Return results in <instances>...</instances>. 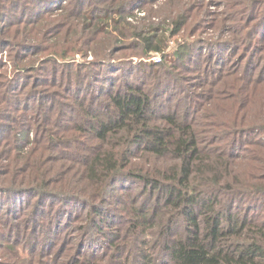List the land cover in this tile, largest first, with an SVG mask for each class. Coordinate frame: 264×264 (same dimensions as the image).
<instances>
[{"label":"trees","instance_id":"16d2710c","mask_svg":"<svg viewBox=\"0 0 264 264\" xmlns=\"http://www.w3.org/2000/svg\"><path fill=\"white\" fill-rule=\"evenodd\" d=\"M53 1L7 16L12 0H0V264H264V0L229 2L228 55L195 62L203 78L173 109L131 69L107 66L85 89L74 60L115 59L145 0ZM134 33V49L162 53L171 70L150 72L183 81L195 46L168 62L163 27ZM40 55L51 56L45 75L31 79ZM82 211L67 252L57 240Z\"/></svg>","mask_w":264,"mask_h":264},{"label":"rangeland","instance_id":"374dc122","mask_svg":"<svg viewBox=\"0 0 264 264\" xmlns=\"http://www.w3.org/2000/svg\"><path fill=\"white\" fill-rule=\"evenodd\" d=\"M35 1L36 0H12L11 3L5 4L8 7L6 8V11L3 10L4 13L1 14L12 16L14 12L19 13L22 10L31 9ZM145 1L146 4L143 6V10H135L134 15L131 16L128 20L129 24H127V26H130V30H132L133 32L130 31L127 34V37H123L122 39H119L117 41L116 52L114 53L116 54L115 59H113L111 62H108V64H105L104 66H102L104 63H100L101 67L99 68L89 65L90 62H94L96 60L93 55L83 57L80 54H76V59L74 60L79 63H84L83 65L86 64L85 67L81 69L82 77H84L85 79V84L83 87L85 89H95V86H90L87 83L89 81H93V79L95 78L94 76L99 75V71H108L107 66L113 65L114 70H116V74L120 76H126V72L131 69V72H133L134 81L141 82L144 79L148 83L150 89L155 92L156 105L161 104L164 108L167 107L173 109V100H182L186 98L196 88L194 87V85L199 83L203 78L204 74L202 75L193 71L195 62L203 63L204 60H210L211 66L216 67L217 56L224 54L226 56L228 55L230 49H225L224 51L223 49H221L222 46L219 44H221L222 40L229 41V39L233 38L234 33L230 29V27H232L233 25L232 23H228L226 21V17L231 15V11L229 10L228 6L229 2L235 3L240 0ZM60 4L61 3L56 0L50 3H46V6L47 8L55 9L56 7L60 6ZM61 14L62 13H59L57 11L54 15V18H58ZM177 20L181 23L178 29L176 25ZM1 26L2 23H0V27ZM150 26L161 28L163 27V45L166 46L164 54L168 55V62L174 58L173 53L177 48H180V46L191 45L192 47H196V55H194V60L186 61L184 62V65L181 66L179 72L180 76L183 78V81L180 80V83L178 85H175V83L173 82L174 79H171V77H167V75H162V77L160 75L159 78L156 76V74L150 72V70L153 69V66L150 65L151 63L158 65V68H160L161 70H165L167 72L171 71H168L163 67L162 60L164 57L162 53H148L144 45H142L144 47L137 50H135L133 47L134 44H136V39L131 38V36L135 34L134 32H139L140 30L147 29ZM88 38L90 37H84V39ZM90 42H93L95 44L94 46L96 47H98L97 45H104V39L102 37H91ZM71 46H74L73 39L71 41ZM120 46L123 47L122 51L118 49L120 48ZM198 54H201L203 58L202 56L201 58H199ZM242 54L244 55V52L233 59L234 64L239 61ZM209 55H212L213 58H210ZM50 57L51 56L49 55H40L33 59L31 66L35 65V67L33 73L31 74V79H34L36 77H43L45 75V73L41 72L46 66V64L43 63V60L50 59ZM7 59L8 57L6 53H0V61L4 62ZM65 63L66 62L63 60L60 61V64L62 65ZM140 64L144 66L147 65V71H143L138 68ZM51 66L52 65H49V68H51ZM157 69L155 68V70ZM119 192L120 191H117L116 193L118 194ZM124 197H126V194L124 195ZM110 208H118L119 210L125 209L123 205L117 203H115L114 205L112 204ZM81 213L82 220L72 225H65L66 227L62 229L60 239L57 240L61 244L60 246L64 244L63 241L65 240L66 244H64V248L67 249V252L74 253V250L78 248V241L80 240L81 235H83V229L81 226H85L87 224V221L85 220L86 218L84 216L86 212L82 211ZM47 226L48 223L44 228H46ZM0 229L2 231L5 230L2 227H0ZM99 254H101V252ZM105 261L106 259H104V261H101L102 264H104L103 262Z\"/></svg>","mask_w":264,"mask_h":264}]
</instances>
